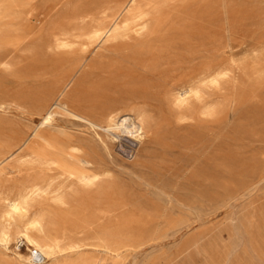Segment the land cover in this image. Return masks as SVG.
I'll return each instance as SVG.
<instances>
[{"label": "bare ground", "instance_id": "bare-ground-1", "mask_svg": "<svg viewBox=\"0 0 264 264\" xmlns=\"http://www.w3.org/2000/svg\"><path fill=\"white\" fill-rule=\"evenodd\" d=\"M171 1L45 0L44 16L60 10L58 8L66 3L68 21L65 25L56 20L52 21V18L48 27L29 22L24 27H19L14 20L18 17L16 8L21 5V0H0V71L13 77L15 87L13 92H10L14 93L16 99L28 102L34 117L41 118L40 122L33 124L31 131L25 135L16 127L10 126L1 116L11 102L17 107L19 102L7 101L0 97V264H34L31 257L34 248L45 258L43 264H104L105 255L112 258L113 264H118V260L123 258V250L133 245L122 226L106 228L91 238L82 236L96 218L110 216L123 205L121 202L123 199L118 198L117 183L113 180L112 165L115 161L111 153L112 147L116 143H121L124 138L142 143L151 132L152 117L142 108H125L123 103L125 97L109 92V87L118 83L119 79L122 84H130L136 74L133 66L140 67L151 81L139 85L138 90L149 93L151 89H157L153 90V95L155 92L158 93L163 102L176 111L177 118L183 119L189 115L196 102L204 106L205 113L214 112L215 106L205 101V92L207 89H215L228 73L227 69H219L214 63L207 66L193 64L196 57H168L169 35L173 28L169 23L171 14L168 10ZM203 2L208 6L211 24H214L219 7L218 0H193V8H190L187 17L190 21L189 27L179 28L181 43L187 44L190 35L194 33L192 22ZM221 5L222 12L228 13L226 1H222ZM8 16L12 19L6 23L3 19ZM211 39L214 40L213 33ZM114 42L130 46L119 50L120 59L112 67L113 75L109 79L101 80L97 85L99 99L102 102L94 101L89 105V107L92 105L90 109L75 105L67 99L71 86L82 70H94L91 69L86 57L72 59L73 52L76 50L85 52L91 44H96L99 49H105L106 44ZM17 47H24L37 56L52 57V65L46 66L49 68L41 66L42 69L39 71L34 63H30L24 69H19L10 58ZM97 71L106 69L100 66ZM118 74L123 75L122 78L118 79L116 77ZM5 87L0 80V91L5 90ZM56 116L71 117L84 125L85 130L77 133L76 130L72 132L55 126L52 121ZM163 146L169 149L171 145L168 143ZM21 150L25 153H15ZM178 157L180 159V156ZM185 162L191 163V158H187ZM55 164L60 166L57 175L51 173ZM135 167L134 169L137 168ZM136 173L135 176L142 180L143 184L153 187V190L156 189L160 199L167 202L178 201V192H175L177 193L175 198L143 178L142 174ZM180 177L182 179V176ZM190 184L192 185V182ZM249 188L251 190V187ZM41 199L47 202L38 204ZM179 199L183 201L182 198ZM185 204L188 205V202ZM193 214L195 216V213ZM95 233L97 234L96 230ZM89 251L104 256L90 255Z\"/></svg>", "mask_w": 264, "mask_h": 264}, {"label": "rangeland", "instance_id": "rangeland-1", "mask_svg": "<svg viewBox=\"0 0 264 264\" xmlns=\"http://www.w3.org/2000/svg\"><path fill=\"white\" fill-rule=\"evenodd\" d=\"M192 1L172 0L168 6L171 14L169 23L173 27L169 35L168 57H196L193 64L207 66L214 63L217 68L228 70L215 89H207L205 92V101L215 106L214 112L205 113L204 106L196 102L189 113L190 116L178 119L176 111L163 102L158 93L153 95V90L157 89H151L149 93L138 90L139 85L151 81V78L136 66H133L136 74L130 84H122L119 78L123 75L118 74L116 77L119 82L109 87V92L125 97V108H142L153 119L150 135L142 143L124 138L121 143L112 147L111 153L115 161L112 165L113 180L117 183L118 198L123 199V205L110 216L96 218L92 226L82 233V236L91 238L106 228L122 226L133 245L123 250V258L118 260V264H264V0H218L219 7L214 24H211L207 4L203 2L192 22L195 31L186 44L179 40V28L189 27L190 21L187 17L188 11L193 8ZM222 1H226L228 13L222 12ZM65 8L66 3L58 8L60 10L51 13L52 16H44L45 0H21V5L16 8L18 17L14 22L16 21L19 27H24L28 22L48 27L53 18L52 21L56 20L65 25L68 21ZM11 19L12 17L8 16L3 21L8 23ZM22 31L21 33L25 32ZM91 45L85 52L76 50L71 58L86 57L94 71L82 70L67 94V99L72 103L88 109L94 101L102 102L97 85L101 80L109 79L113 75L112 67L120 59L119 53L126 46H130L114 42L106 44L105 49H99L96 44ZM12 56L10 58L21 70L34 63L40 71L43 67L51 66L53 61L52 57L37 56L24 47L15 48ZM100 66L106 71H97ZM0 75L3 86H7V92L0 91V97L7 101L19 102L18 107L11 102L1 116L10 126L16 127L26 135L41 118L34 117L28 102L16 99L12 93L15 87L13 77L1 71ZM86 105L88 107H85ZM52 124L72 132L76 130L77 133L85 130L84 125L67 116H56ZM168 143L171 145L169 149L163 146ZM15 153L25 152L21 150ZM187 158H191L192 162H185ZM58 170L60 171V166L55 164L51 173L57 175ZM135 173L142 174L143 178L175 198V192H178L179 202L160 199L156 189L143 184ZM129 188H134V191ZM185 198L188 200L185 201ZM45 202L47 201L41 199L38 204ZM183 202H188V205ZM203 203L205 205H202ZM174 204L176 205L173 206ZM163 221L164 223H161ZM22 250L24 251V246ZM89 254L104 256L92 251H89ZM104 257V264H113L109 255Z\"/></svg>", "mask_w": 264, "mask_h": 264}, {"label": "built area", "instance_id": "built-area-1", "mask_svg": "<svg viewBox=\"0 0 264 264\" xmlns=\"http://www.w3.org/2000/svg\"><path fill=\"white\" fill-rule=\"evenodd\" d=\"M31 257H32V261L34 262V264H43L45 261V258L43 257V255L35 248L31 252Z\"/></svg>", "mask_w": 264, "mask_h": 264}]
</instances>
